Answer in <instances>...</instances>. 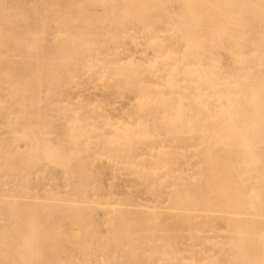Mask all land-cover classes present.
<instances>
[{"label":"rangeland","instance_id":"obj_1","mask_svg":"<svg viewBox=\"0 0 264 264\" xmlns=\"http://www.w3.org/2000/svg\"><path fill=\"white\" fill-rule=\"evenodd\" d=\"M263 36L264 0H0V264H238L227 217L247 216L177 195L244 165L209 117Z\"/></svg>","mask_w":264,"mask_h":264},{"label":"bare ground","instance_id":"obj_2","mask_svg":"<svg viewBox=\"0 0 264 264\" xmlns=\"http://www.w3.org/2000/svg\"><path fill=\"white\" fill-rule=\"evenodd\" d=\"M234 19V15H231L228 20L231 22ZM236 39L241 44L244 41L240 33ZM258 61V64L253 66L244 65L243 71L227 77L229 88L235 90L234 97L225 99L217 113L209 117L213 127H220L213 140L219 142L227 154H234V159L244 165L242 167L227 165L224 168L214 164L207 166V177L212 182L203 196L196 197L187 189L177 195V200L183 204L196 200H200L208 207L231 204L235 212L247 216L245 219L227 217L230 224L228 237H232L228 247L237 255L238 264H264V221L254 218L264 212V184L257 181L245 183L238 175L239 169L242 171L248 165L257 162L260 158L257 154V144H264V56ZM187 72L195 74L194 83L201 77L197 70L189 69ZM209 85L215 93L224 94L218 86L219 79H210ZM197 98L194 103L199 106ZM219 191L221 196L218 194ZM24 223L29 228V238L19 243L15 241L13 244L19 245L24 251L34 250L35 237L38 236L34 229L36 222L29 216ZM120 225L121 222L116 223L115 233L117 230L119 232ZM250 244L254 246L252 250L248 249Z\"/></svg>","mask_w":264,"mask_h":264}]
</instances>
